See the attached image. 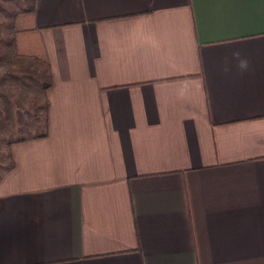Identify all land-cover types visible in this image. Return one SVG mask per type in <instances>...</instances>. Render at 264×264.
Listing matches in <instances>:
<instances>
[{
  "label": "crops",
  "instance_id": "0c3cea01",
  "mask_svg": "<svg viewBox=\"0 0 264 264\" xmlns=\"http://www.w3.org/2000/svg\"><path fill=\"white\" fill-rule=\"evenodd\" d=\"M47 135L10 146L0 264H264V0H36ZM240 50L251 70L222 71Z\"/></svg>",
  "mask_w": 264,
  "mask_h": 264
},
{
  "label": "rangeland",
  "instance_id": "374dc122",
  "mask_svg": "<svg viewBox=\"0 0 264 264\" xmlns=\"http://www.w3.org/2000/svg\"><path fill=\"white\" fill-rule=\"evenodd\" d=\"M31 2L0 0V179L9 171L10 142L42 132L45 125L47 67L17 47L18 30L31 25L26 13Z\"/></svg>",
  "mask_w": 264,
  "mask_h": 264
},
{
  "label": "trees",
  "instance_id": "16d2710c",
  "mask_svg": "<svg viewBox=\"0 0 264 264\" xmlns=\"http://www.w3.org/2000/svg\"><path fill=\"white\" fill-rule=\"evenodd\" d=\"M35 4H36V0H32L31 5L28 8V10L26 9V13H28L30 16L31 25L27 29L21 28V30L19 29L20 31L18 30V33L19 32H21V33L17 36V47H18V50L22 54H27L29 57L36 59L37 61L41 62L42 64H44L47 67L48 81L44 84V91H46V89L51 85V74H50V68H49L46 52H45L43 45H42V41H41L40 36L38 34L37 28L34 27L33 22H32V18L34 16V12H35ZM22 21H24L23 18H22ZM24 34H25V37H23ZM47 106H48V102H47V99L45 96L46 116H45L44 130L42 132L36 133L34 135V137H44L47 135V125H48ZM28 137H32V135L28 136ZM28 137H26V136L25 137L24 136L19 137L16 140H12L10 142L9 149H8L9 169L14 167V165H15V162H14V159L12 157L11 150H10L11 144L14 142H18V141H24V140L28 139Z\"/></svg>",
  "mask_w": 264,
  "mask_h": 264
},
{
  "label": "clouds",
  "instance_id": "9594fccd",
  "mask_svg": "<svg viewBox=\"0 0 264 264\" xmlns=\"http://www.w3.org/2000/svg\"><path fill=\"white\" fill-rule=\"evenodd\" d=\"M232 62H234V66L240 74L247 73L251 70L252 65L250 59L240 50L236 49L232 51L230 59L225 58L224 60L222 68L224 74L228 75L232 72Z\"/></svg>",
  "mask_w": 264,
  "mask_h": 264
}]
</instances>
